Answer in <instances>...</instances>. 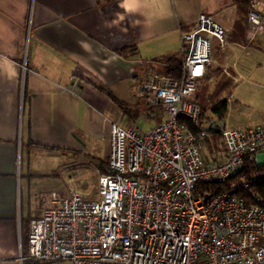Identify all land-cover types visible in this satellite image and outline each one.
Wrapping results in <instances>:
<instances>
[{
    "label": "built area",
    "instance_id": "obj_1",
    "mask_svg": "<svg viewBox=\"0 0 264 264\" xmlns=\"http://www.w3.org/2000/svg\"><path fill=\"white\" fill-rule=\"evenodd\" d=\"M264 24V5L250 0L249 40ZM229 34L198 13L181 39V74L149 71L135 93L159 105L165 117L146 131L110 124L107 161L98 168L96 195L69 189L42 197L30 219L26 258L71 264H264V202L246 203L222 183L243 168L262 166L264 123L226 127L201 120L197 96ZM218 137L214 147L212 137ZM208 148L214 152L210 154ZM247 188V182H243ZM18 259H24L19 245Z\"/></svg>",
    "mask_w": 264,
    "mask_h": 264
},
{
    "label": "crops",
    "instance_id": "obj_2",
    "mask_svg": "<svg viewBox=\"0 0 264 264\" xmlns=\"http://www.w3.org/2000/svg\"><path fill=\"white\" fill-rule=\"evenodd\" d=\"M120 2L0 0V264H22L19 245L30 219L42 214V197L67 196L60 185L67 184L66 174L84 171L87 158L101 159L97 139L107 157L110 124L119 125L125 112L106 90L129 114L141 111L160 122L165 113L135 96L136 85L143 74L157 72L158 59L180 54L182 35L192 31L198 13L229 34L223 48L213 41L212 58L217 51L223 56L217 65L212 59L204 76L210 82V70L218 67L224 78L238 81L236 67L225 61L229 46L246 48L264 35L262 25L254 38L246 32L242 38L232 0H136L132 13ZM129 45L135 51H117Z\"/></svg>",
    "mask_w": 264,
    "mask_h": 264
},
{
    "label": "rangeland",
    "instance_id": "obj_3",
    "mask_svg": "<svg viewBox=\"0 0 264 264\" xmlns=\"http://www.w3.org/2000/svg\"><path fill=\"white\" fill-rule=\"evenodd\" d=\"M229 47L230 50H228L225 61L230 65L234 64L236 67V76L239 78L238 81L232 82V95L230 94L231 96H228L227 111L222 119H218L217 117L216 119L221 120L226 127L257 125L264 119V35L256 37L246 48L237 46ZM222 56L223 54L219 51L213 54L212 59L216 65L221 61ZM222 73L221 71V75ZM131 98L133 99L132 104H135L134 97ZM131 115L124 113L119 121V125L125 128L129 124L134 123L142 131H146L160 120L156 115L145 119L141 111L138 112V115ZM96 153L100 156L101 160L107 161V157H104L105 149L103 139L96 140ZM97 163V161L87 158L84 171H81L77 175L71 174L70 177L66 174L65 182L67 184H60L64 195H68L67 186L72 187L73 190L83 195H96L98 168H100L98 166L96 170Z\"/></svg>",
    "mask_w": 264,
    "mask_h": 264
},
{
    "label": "trees",
    "instance_id": "obj_4",
    "mask_svg": "<svg viewBox=\"0 0 264 264\" xmlns=\"http://www.w3.org/2000/svg\"><path fill=\"white\" fill-rule=\"evenodd\" d=\"M120 1V0H96L98 5L105 2ZM236 6V27L242 32V38L244 39V34L246 32V15L250 0H232ZM238 31V30H237ZM236 32V31H235ZM120 54L124 52L135 51L134 45H129L117 50ZM161 62L160 68L157 72L165 74L171 78H178L181 74V56L179 53H173L158 59ZM212 71V72H211ZM215 73V79L213 82L208 81V75L202 80V87L198 93L197 101L201 109V120L208 117H214L222 119L225 112L227 111L228 96L231 94L232 81L230 79L224 78L221 75V68H214L210 70L209 74ZM102 90V87H99ZM107 96L111 98L125 113H130L131 109L123 101L117 99L108 90L105 91ZM208 143L212 142L214 147L218 143V137L214 135L211 140H207ZM210 154L214 152L212 148H208ZM106 163L105 160H99L98 166L103 167ZM247 182V188L242 185L243 182ZM232 184L236 185L234 192L242 196L246 203L253 202H264V171H262V166L256 165L251 168H243L235 175H231L224 182H211L207 185V188L218 189V188H229ZM22 255L24 259L22 264H46V261H36L26 258L27 253V235L22 239L21 244Z\"/></svg>",
    "mask_w": 264,
    "mask_h": 264
},
{
    "label": "clouds",
    "instance_id": "obj_5",
    "mask_svg": "<svg viewBox=\"0 0 264 264\" xmlns=\"http://www.w3.org/2000/svg\"><path fill=\"white\" fill-rule=\"evenodd\" d=\"M119 7L127 13L137 11L138 5L136 0H121Z\"/></svg>",
    "mask_w": 264,
    "mask_h": 264
}]
</instances>
